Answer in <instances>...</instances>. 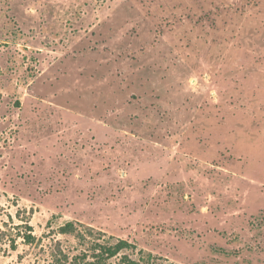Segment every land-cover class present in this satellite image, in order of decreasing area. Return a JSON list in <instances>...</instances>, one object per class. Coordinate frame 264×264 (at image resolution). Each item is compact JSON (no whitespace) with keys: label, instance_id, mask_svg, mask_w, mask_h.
Listing matches in <instances>:
<instances>
[{"label":"rangeland","instance_id":"374dc122","mask_svg":"<svg viewBox=\"0 0 264 264\" xmlns=\"http://www.w3.org/2000/svg\"><path fill=\"white\" fill-rule=\"evenodd\" d=\"M124 256L264 264V0H0V264Z\"/></svg>","mask_w":264,"mask_h":264},{"label":"trees","instance_id":"16d2710c","mask_svg":"<svg viewBox=\"0 0 264 264\" xmlns=\"http://www.w3.org/2000/svg\"><path fill=\"white\" fill-rule=\"evenodd\" d=\"M30 229L29 231H32L31 227H28ZM59 232L61 234H75L83 237V235L80 234L79 230L75 226L74 223H67L65 226L61 227ZM28 239H32V236H27ZM101 248V252L104 253L108 258H113L117 256L120 252L129 250L131 247H133L132 244L126 242V241H119L116 244L113 245H99ZM103 255V256H104ZM99 258L103 259L102 255L99 256ZM125 262L121 264H138L137 262L133 261L130 257L124 256Z\"/></svg>","mask_w":264,"mask_h":264}]
</instances>
